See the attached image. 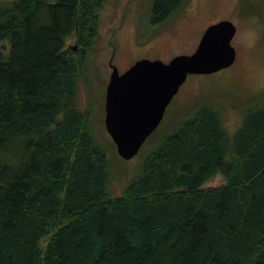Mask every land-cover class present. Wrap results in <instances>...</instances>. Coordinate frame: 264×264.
Returning <instances> with one entry per match:
<instances>
[{"label":"trees","instance_id":"16d2710c","mask_svg":"<svg viewBox=\"0 0 264 264\" xmlns=\"http://www.w3.org/2000/svg\"><path fill=\"white\" fill-rule=\"evenodd\" d=\"M104 1L0 3V264H264V103L232 134L199 105L107 194L105 151L74 105ZM183 2L151 0L149 23Z\"/></svg>","mask_w":264,"mask_h":264},{"label":"rangeland","instance_id":"374dc122","mask_svg":"<svg viewBox=\"0 0 264 264\" xmlns=\"http://www.w3.org/2000/svg\"><path fill=\"white\" fill-rule=\"evenodd\" d=\"M9 0H0L6 3ZM151 0H105L98 10L99 23L93 45L78 73L74 105L88 112V126L107 160L106 190L109 196L123 193L140 172L143 158L160 139L192 116L199 105L215 109L222 127L232 134L246 110L264 103V0H184L166 20L149 23ZM221 19L236 26L231 44L233 64L206 75H188L166 107L163 119L131 159L121 158L104 126V98L110 63L119 73L138 59L169 61L177 54L192 53L204 29ZM67 47L75 37L66 39ZM2 49L8 45L1 42ZM9 152L1 153V156ZM223 176L209 178L204 186H216Z\"/></svg>","mask_w":264,"mask_h":264},{"label":"water","instance_id":"95a60500","mask_svg":"<svg viewBox=\"0 0 264 264\" xmlns=\"http://www.w3.org/2000/svg\"><path fill=\"white\" fill-rule=\"evenodd\" d=\"M235 33V24L221 19L204 29L190 54H177L167 62L138 59L122 73L110 63L104 126L121 158L128 160L137 154L188 75L211 74L233 64ZM69 48L76 52V40Z\"/></svg>","mask_w":264,"mask_h":264}]
</instances>
